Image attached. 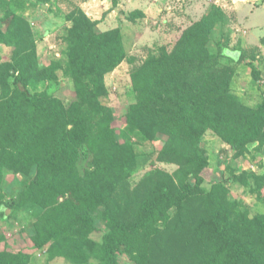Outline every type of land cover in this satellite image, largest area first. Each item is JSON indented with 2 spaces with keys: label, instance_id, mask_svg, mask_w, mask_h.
Wrapping results in <instances>:
<instances>
[{
  "label": "trees",
  "instance_id": "obj_1",
  "mask_svg": "<svg viewBox=\"0 0 264 264\" xmlns=\"http://www.w3.org/2000/svg\"><path fill=\"white\" fill-rule=\"evenodd\" d=\"M71 19L66 60L53 67L37 59L26 19L10 13L0 28V45L12 42L15 48L12 62H0V184L10 170L31 174L20 203L34 200L42 209L38 246L72 243L75 254L87 259L86 246L93 244L94 251L96 244L90 239L95 212L101 211L106 232L93 253L95 264H120L124 254L136 264H264V213H251L221 180L208 189L202 185L209 164L200 146L206 131L216 132L236 155L252 143L264 145V105L251 107L235 97L224 74L233 69L220 67L221 58L244 61L243 47L210 48L223 11L214 6L170 51L134 71L137 98L121 134L101 97L108 92L105 76L127 58L123 34L99 30L81 8ZM250 66L260 78L257 65ZM62 68L77 95L69 105L65 96L29 86L56 78ZM132 133L161 142L159 159L184 167L188 180L160 170L131 188L129 177L142 164ZM83 146L94 162L85 172L77 164ZM230 179L264 198V174L233 171ZM11 203L15 199L0 203L4 218ZM29 258L0 255V264H27Z\"/></svg>",
  "mask_w": 264,
  "mask_h": 264
},
{
  "label": "rangeland",
  "instance_id": "obj_2",
  "mask_svg": "<svg viewBox=\"0 0 264 264\" xmlns=\"http://www.w3.org/2000/svg\"><path fill=\"white\" fill-rule=\"evenodd\" d=\"M43 4H46L47 8H44ZM214 6L223 11L225 19L213 29L211 50L217 51L220 44H224L231 50L243 47L245 53V60L236 63L231 59H220L221 68L233 69L229 73L224 71L230 79L231 93L248 106H262L264 0H0V28L8 23L7 16L10 13L26 19L33 31L37 59L49 67L66 60L67 36L73 26V11L83 9L91 19L98 22L97 28L101 31L120 29L128 55L116 69L105 76L108 92L101 100L113 110V126L121 134L126 131L127 114L137 98L133 89L134 71L141 68L150 58L163 54L165 50L170 51L183 32ZM11 45L12 42L0 45L1 63L13 61L15 48ZM232 53L235 56L238 52ZM252 61L259 68L260 78L254 75L250 66ZM29 86L33 91L65 96L68 105L77 99L72 78L65 75L63 68L57 71L56 78L35 82ZM131 136L136 152L142 158V164L129 177L131 188L138 186L148 175L160 170L172 174L177 181L188 180L189 173L184 167L159 159L157 149L161 147V142L154 145L153 142L142 140L135 133ZM160 137L162 142L167 140L166 135L160 134ZM200 146L209 162L201 172L203 187L208 189L215 181L221 180L230 188V196L248 207L251 213H264V198L251 193V189L240 181L230 179L233 171L239 174L248 171L264 174V145L252 143L246 153L236 155L232 147L216 132L208 130ZM77 164L81 172L93 169V153L88 146L81 148ZM30 177L31 174L10 170L0 184V203H9L14 199L16 201L6 208V218L0 213V255L24 253L30 257L27 264H95L97 258L93 253L103 241L106 232L102 212H95L96 228L90 239L96 244L93 251V244L86 243L87 259L81 254H75L72 243L59 242L39 247L34 236L37 217L42 209L34 200H27L26 204L21 205V192ZM82 243V240L79 241V244ZM120 264L136 263L129 255L124 254L120 255Z\"/></svg>",
  "mask_w": 264,
  "mask_h": 264
},
{
  "label": "water",
  "instance_id": "obj_3",
  "mask_svg": "<svg viewBox=\"0 0 264 264\" xmlns=\"http://www.w3.org/2000/svg\"><path fill=\"white\" fill-rule=\"evenodd\" d=\"M43 7H44V8H47L46 4H43Z\"/></svg>",
  "mask_w": 264,
  "mask_h": 264
},
{
  "label": "built area",
  "instance_id": "obj_4",
  "mask_svg": "<svg viewBox=\"0 0 264 264\" xmlns=\"http://www.w3.org/2000/svg\"><path fill=\"white\" fill-rule=\"evenodd\" d=\"M234 1H236V0H234ZM218 2V1H217Z\"/></svg>",
  "mask_w": 264,
  "mask_h": 264
}]
</instances>
